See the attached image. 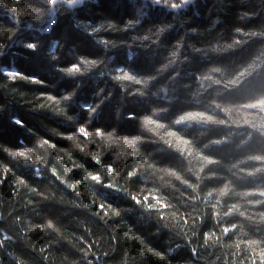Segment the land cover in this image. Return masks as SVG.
<instances>
[{
  "label": "clouds",
  "instance_id": "1",
  "mask_svg": "<svg viewBox=\"0 0 264 264\" xmlns=\"http://www.w3.org/2000/svg\"><path fill=\"white\" fill-rule=\"evenodd\" d=\"M0 4V264H264V0Z\"/></svg>",
  "mask_w": 264,
  "mask_h": 264
},
{
  "label": "trees",
  "instance_id": "2",
  "mask_svg": "<svg viewBox=\"0 0 264 264\" xmlns=\"http://www.w3.org/2000/svg\"><path fill=\"white\" fill-rule=\"evenodd\" d=\"M0 7H2V4H0ZM17 11H23V5L21 4V6L19 8H17ZM65 85H67V82H65ZM85 95H86V92H85ZM25 117L27 118V114H25ZM31 122V121H29ZM21 172L24 174V175H29L28 171L25 170V169H21ZM3 176V173H0V177ZM34 186V185H33ZM12 190L10 189L9 192H11ZM22 192L26 193L27 190L26 189H21ZM29 199H31V196L28 197ZM53 211H57V209H53ZM94 211H98L100 214H107V209L106 208H103L102 206L100 205H96L94 206ZM81 215V213L79 212H72L66 219L65 223H66V226H67V231L69 233H72V232H75L77 235H83V231L82 229L78 228L74 223H70L72 221V216H79ZM70 224V226H68ZM104 227H103V224H96L94 225L93 227V231L95 232H101V231H104ZM85 239H88L87 237H85ZM80 246H85L84 245V242L83 241H80ZM55 251V250H54Z\"/></svg>",
  "mask_w": 264,
  "mask_h": 264
},
{
  "label": "snow or ice",
  "instance_id": "3",
  "mask_svg": "<svg viewBox=\"0 0 264 264\" xmlns=\"http://www.w3.org/2000/svg\"><path fill=\"white\" fill-rule=\"evenodd\" d=\"M72 67L75 68V65H73ZM70 70H71V69H70ZM97 134L99 135L100 133H97ZM111 139H112V138H111L110 136H106V137H105L106 142H110ZM21 154L23 155L24 153H21Z\"/></svg>",
  "mask_w": 264,
  "mask_h": 264
}]
</instances>
